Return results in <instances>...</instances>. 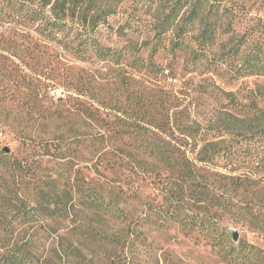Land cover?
Returning <instances> with one entry per match:
<instances>
[{"label": "rangeland", "instance_id": "obj_1", "mask_svg": "<svg viewBox=\"0 0 264 264\" xmlns=\"http://www.w3.org/2000/svg\"><path fill=\"white\" fill-rule=\"evenodd\" d=\"M235 5L248 18L264 17V0H235ZM4 18L0 255L21 245L25 264H233L209 236L185 232L174 221H148L147 204L161 202L170 189L189 200L188 209L214 213L231 240L229 229L237 240L264 251V170L255 171L253 187L216 201L218 176L211 173L227 171L195 160L205 140L187 138L183 131L188 125L224 124L235 131L255 125L245 113H264V75L208 71L205 64L190 70L183 67L184 55L166 51L150 56L155 71L133 66L131 56L80 60L40 39L34 25L9 27ZM99 38L116 49L144 40L121 15L101 27ZM140 52L147 63L149 49ZM138 143L181 145L189 162L201 168L196 186L179 190L177 172L137 149ZM207 177L208 195L190 199ZM87 194L115 201L121 214L84 205L80 201ZM18 208L35 217L15 221L11 215Z\"/></svg>", "mask_w": 264, "mask_h": 264}, {"label": "trees", "instance_id": "obj_2", "mask_svg": "<svg viewBox=\"0 0 264 264\" xmlns=\"http://www.w3.org/2000/svg\"><path fill=\"white\" fill-rule=\"evenodd\" d=\"M242 12L235 0H0V20L7 16V26L32 24L40 39L56 42L80 60H120L131 56L133 66L155 71L158 67L151 66L150 56L166 51L173 56L184 55L183 67L190 70L205 64L208 71L238 76L264 75V17L248 18ZM115 15L124 17L125 25L133 26L143 35L140 45L128 43L116 49L101 41L99 30ZM143 49H149L147 63L140 54ZM250 113L255 125L241 126L244 131H235L224 124L183 128L187 138L205 140L194 153L195 160L227 171L211 173L218 176L220 185L215 189L216 201L226 199L230 192L253 187L258 182L255 171L264 170V113L251 109L245 114ZM228 135L233 139L220 138ZM135 146L147 151L167 169L176 171L174 183L182 192L196 186L194 179L201 168L189 162L181 145L138 143ZM200 181L203 182L197 185L203 189L190 197L194 201H202L201 195L205 198L209 193L208 177ZM183 199L170 189L161 202L147 204L153 215L147 216L148 221L157 223L160 218L159 225L174 221L185 232L209 236L213 244L221 246L222 257L227 262L264 264L261 248L244 239L231 240L214 213L192 211L186 205L189 200ZM80 202L115 216L121 214L117 203L110 199L87 194ZM33 213L27 208H18L11 216L15 221L28 222L35 217ZM23 249L21 245L12 246L0 255V264H25L28 259Z\"/></svg>", "mask_w": 264, "mask_h": 264}, {"label": "water", "instance_id": "obj_3", "mask_svg": "<svg viewBox=\"0 0 264 264\" xmlns=\"http://www.w3.org/2000/svg\"><path fill=\"white\" fill-rule=\"evenodd\" d=\"M229 231H230V233L232 235V239L234 241H236L237 240V232L235 230H233V229H229Z\"/></svg>", "mask_w": 264, "mask_h": 264}]
</instances>
